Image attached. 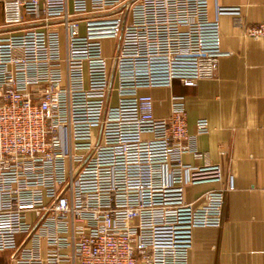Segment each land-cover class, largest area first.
<instances>
[{"label":"built area","instance_id":"built-area-1","mask_svg":"<svg viewBox=\"0 0 264 264\" xmlns=\"http://www.w3.org/2000/svg\"><path fill=\"white\" fill-rule=\"evenodd\" d=\"M0 251L11 264H190L233 189L204 162L181 96L156 117L145 89L212 79L208 0H0ZM264 36V23L244 25ZM112 40L113 54L105 51ZM217 187L189 200L190 186Z\"/></svg>","mask_w":264,"mask_h":264},{"label":"crops","instance_id":"crops-1","mask_svg":"<svg viewBox=\"0 0 264 264\" xmlns=\"http://www.w3.org/2000/svg\"><path fill=\"white\" fill-rule=\"evenodd\" d=\"M216 6H238L244 25L264 23V0H208V17L217 19L220 49L215 75L194 86L174 81L169 87L142 92L153 98L156 117L170 114L172 96H181L187 129L195 132L196 120L206 118L208 131L197 136L204 162L221 166L233 189L223 195L218 227L193 230L190 264H264V36L244 37L232 15L216 16ZM3 19L0 3V24ZM217 187L216 183L190 186L189 200ZM5 264H11L10 251Z\"/></svg>","mask_w":264,"mask_h":264},{"label":"rangeland","instance_id":"rangeland-1","mask_svg":"<svg viewBox=\"0 0 264 264\" xmlns=\"http://www.w3.org/2000/svg\"><path fill=\"white\" fill-rule=\"evenodd\" d=\"M111 45H112V40H107L105 42V51L106 53H109V55L113 54ZM7 257H8V254H0V264H5Z\"/></svg>","mask_w":264,"mask_h":264}]
</instances>
